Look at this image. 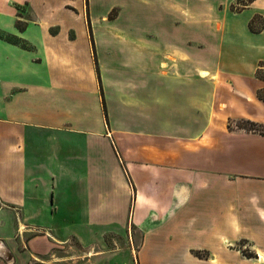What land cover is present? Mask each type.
<instances>
[{"label":"crops","instance_id":"1","mask_svg":"<svg viewBox=\"0 0 264 264\" xmlns=\"http://www.w3.org/2000/svg\"><path fill=\"white\" fill-rule=\"evenodd\" d=\"M234 1L0 0V264H264V134L228 127L264 123V0Z\"/></svg>","mask_w":264,"mask_h":264},{"label":"trees","instance_id":"2","mask_svg":"<svg viewBox=\"0 0 264 264\" xmlns=\"http://www.w3.org/2000/svg\"><path fill=\"white\" fill-rule=\"evenodd\" d=\"M251 1L252 0H235L234 3L232 4L231 8L233 10L242 9V8L246 7ZM256 21L257 22L259 21L258 23H260V27L256 26L254 24V22H256ZM17 25H18L19 29H22L21 24L17 23ZM263 27H264V19L258 15H254L252 17V19L248 22V28H249V30H251L253 32L259 31ZM255 75L257 78L264 80V61H260L258 63L256 71H255ZM256 97L258 99L264 101V87L256 90ZM102 106H103V110H105L103 99H102ZM228 127L231 128L230 122L228 123ZM234 128H239V129H244L246 131L264 134V123L254 122V121H251L249 119H243L242 118V119L236 120ZM242 252L246 256H254V254L251 252H248L245 250H243Z\"/></svg>","mask_w":264,"mask_h":264},{"label":"rangeland","instance_id":"3","mask_svg":"<svg viewBox=\"0 0 264 264\" xmlns=\"http://www.w3.org/2000/svg\"><path fill=\"white\" fill-rule=\"evenodd\" d=\"M26 6L22 5L21 9H25ZM116 13V9H112L110 11V13L108 14L109 17H113ZM230 126L232 128H234L235 126V121L230 122ZM110 242H113L112 239H109ZM61 256H64L67 260V257L70 259L76 258V259H80V261H65L64 264H82L81 262V258L77 257L78 255L83 254L82 248L78 246V244L73 240V239H68V241L66 242V244H64L62 247H59ZM92 252V251H91Z\"/></svg>","mask_w":264,"mask_h":264}]
</instances>
